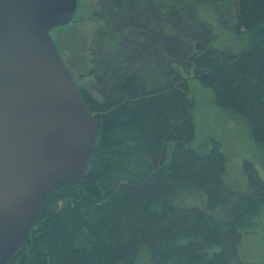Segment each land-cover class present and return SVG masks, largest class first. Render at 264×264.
Wrapping results in <instances>:
<instances>
[{
	"label": "trees",
	"instance_id": "trees-1",
	"mask_svg": "<svg viewBox=\"0 0 264 264\" xmlns=\"http://www.w3.org/2000/svg\"><path fill=\"white\" fill-rule=\"evenodd\" d=\"M206 10L231 15L237 51L212 46ZM92 14L98 50L75 78L91 82L75 81L96 124L90 160L46 196L9 264H264L243 251L264 229V180L243 159L229 167L217 143L192 147L194 101L176 69L241 119L264 172V0H101Z\"/></svg>",
	"mask_w": 264,
	"mask_h": 264
},
{
	"label": "water",
	"instance_id": "water-1",
	"mask_svg": "<svg viewBox=\"0 0 264 264\" xmlns=\"http://www.w3.org/2000/svg\"><path fill=\"white\" fill-rule=\"evenodd\" d=\"M79 0H0V264L23 245L47 195L83 178L96 124L50 31Z\"/></svg>",
	"mask_w": 264,
	"mask_h": 264
},
{
	"label": "rangeland",
	"instance_id": "rangeland-1",
	"mask_svg": "<svg viewBox=\"0 0 264 264\" xmlns=\"http://www.w3.org/2000/svg\"><path fill=\"white\" fill-rule=\"evenodd\" d=\"M100 3L101 0H80L74 26L66 29L58 27L49 33L52 40L58 42L66 66L74 74V76L72 75L74 80L78 76L86 74L87 65L91 61L90 51L98 50L95 38L97 26L100 23L93 16L92 10L98 7ZM201 17L212 28L214 35L213 47L223 48L229 46L234 49L233 51L240 48L239 45L237 46L239 42L229 34L228 30L222 27V22L226 19L229 21L231 15L227 14L219 20L215 17L213 10H206L205 13H201ZM228 21L227 24H229ZM70 24H72V21L67 25ZM176 69L187 79L189 95L194 101L193 121L195 133L192 147L197 151H207L213 143H217L220 145L221 151L228 157L229 167L231 166L237 170L241 169L243 164L241 159H243L245 162L252 163L261 180H264L260 158L250 143L241 119L217 108L211 91L196 81L191 72L183 71V68L180 67ZM75 81L84 88H87L86 83L90 82L89 78ZM91 87L90 92L94 97L97 96V91ZM248 249L249 254L254 255L255 260H260L264 253V229L247 233V239L243 241V251H248Z\"/></svg>",
	"mask_w": 264,
	"mask_h": 264
},
{
	"label": "flooded vegetation",
	"instance_id": "flooded-vegetation-1",
	"mask_svg": "<svg viewBox=\"0 0 264 264\" xmlns=\"http://www.w3.org/2000/svg\"><path fill=\"white\" fill-rule=\"evenodd\" d=\"M79 2H80V0H79Z\"/></svg>",
	"mask_w": 264,
	"mask_h": 264
}]
</instances>
